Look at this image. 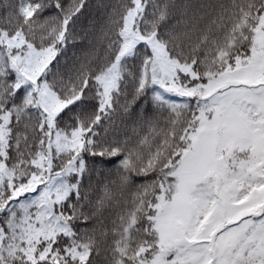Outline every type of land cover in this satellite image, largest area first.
<instances>
[{"label":"snow or ice","instance_id":"1","mask_svg":"<svg viewBox=\"0 0 264 264\" xmlns=\"http://www.w3.org/2000/svg\"><path fill=\"white\" fill-rule=\"evenodd\" d=\"M0 264H264V0H0Z\"/></svg>","mask_w":264,"mask_h":264}]
</instances>
